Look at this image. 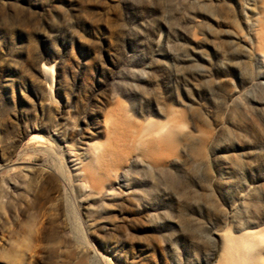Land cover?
I'll list each match as a JSON object with an SVG mask.
<instances>
[{
    "label": "rangeland",
    "instance_id": "obj_1",
    "mask_svg": "<svg viewBox=\"0 0 264 264\" xmlns=\"http://www.w3.org/2000/svg\"><path fill=\"white\" fill-rule=\"evenodd\" d=\"M249 231L264 264V0H0V264H224Z\"/></svg>",
    "mask_w": 264,
    "mask_h": 264
},
{
    "label": "bare ground",
    "instance_id": "obj_2",
    "mask_svg": "<svg viewBox=\"0 0 264 264\" xmlns=\"http://www.w3.org/2000/svg\"><path fill=\"white\" fill-rule=\"evenodd\" d=\"M253 237H256V231H249L246 235H241L240 237H233L230 232L223 233L221 235V240L223 242V246H225L223 250L226 254V256H222L223 263L253 264L251 263L252 261H250L251 259L249 257H252V255L255 254V249L260 246L257 238L253 239ZM235 244H237V246H235ZM242 253L247 256L244 258Z\"/></svg>",
    "mask_w": 264,
    "mask_h": 264
}]
</instances>
